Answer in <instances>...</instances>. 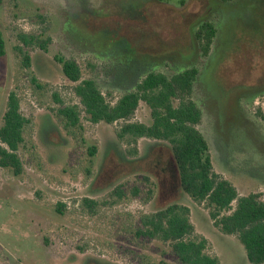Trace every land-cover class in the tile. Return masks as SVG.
<instances>
[{
  "label": "rangeland",
  "instance_id": "374dc122",
  "mask_svg": "<svg viewBox=\"0 0 264 264\" xmlns=\"http://www.w3.org/2000/svg\"><path fill=\"white\" fill-rule=\"evenodd\" d=\"M202 22L217 30L205 58ZM0 32V126L12 91L29 120L22 174L0 168V264H179L142 234L144 218L172 203L190 208L219 264H249L180 190L169 144L89 121L56 58L74 60L111 103L150 72L197 68L192 98L214 172L264 203V0H3ZM67 106L79 107L76 124L58 113ZM127 122L149 125V108Z\"/></svg>",
  "mask_w": 264,
  "mask_h": 264
},
{
  "label": "trees",
  "instance_id": "16d2710c",
  "mask_svg": "<svg viewBox=\"0 0 264 264\" xmlns=\"http://www.w3.org/2000/svg\"><path fill=\"white\" fill-rule=\"evenodd\" d=\"M216 33L212 23L197 26L194 39L202 57H208ZM47 43L39 45L42 50ZM20 54L23 66L28 68L29 58L24 52ZM4 55L5 43L0 32V57ZM56 60L64 77L77 84L74 95L89 121L107 125L123 121L120 138L167 142L182 193L208 212L221 234L238 239L249 264L264 263V203L257 193L240 196L229 181L214 172L208 142L199 128L202 112L192 98L199 75L197 68L189 67L171 75L150 72L135 83L134 89L111 103L94 80L82 79L80 66L74 60ZM141 102L149 108L150 124L128 123ZM58 113L72 124L79 121L78 106L64 107ZM257 117L264 121V113L258 111ZM28 125L16 93L10 92L0 126V168L10 170L14 176L23 172L18 151L24 144L23 134ZM190 216L189 207L169 204L144 218L142 234L167 244L179 264H219L216 256L207 252V240L195 235Z\"/></svg>",
  "mask_w": 264,
  "mask_h": 264
}]
</instances>
